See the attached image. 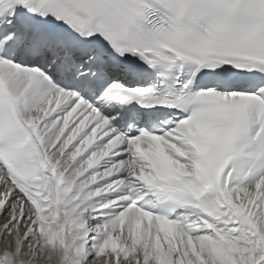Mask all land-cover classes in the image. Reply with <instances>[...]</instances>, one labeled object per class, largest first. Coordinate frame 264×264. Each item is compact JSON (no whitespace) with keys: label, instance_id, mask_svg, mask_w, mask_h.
<instances>
[{"label":"snow or ice","instance_id":"snow-or-ice-1","mask_svg":"<svg viewBox=\"0 0 264 264\" xmlns=\"http://www.w3.org/2000/svg\"><path fill=\"white\" fill-rule=\"evenodd\" d=\"M0 264H264V0H0Z\"/></svg>","mask_w":264,"mask_h":264}]
</instances>
